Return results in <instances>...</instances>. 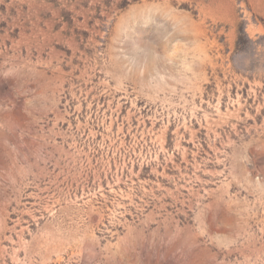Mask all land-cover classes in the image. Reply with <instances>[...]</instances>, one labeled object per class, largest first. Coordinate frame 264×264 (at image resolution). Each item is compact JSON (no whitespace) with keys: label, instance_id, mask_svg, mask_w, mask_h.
Listing matches in <instances>:
<instances>
[{"label":"rangeland","instance_id":"374dc122","mask_svg":"<svg viewBox=\"0 0 264 264\" xmlns=\"http://www.w3.org/2000/svg\"><path fill=\"white\" fill-rule=\"evenodd\" d=\"M0 264H264V0H0Z\"/></svg>","mask_w":264,"mask_h":264}]
</instances>
